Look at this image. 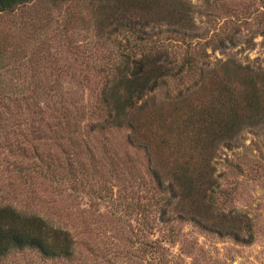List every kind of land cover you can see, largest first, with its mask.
<instances>
[{"label":"trees","instance_id":"trees-1","mask_svg":"<svg viewBox=\"0 0 264 264\" xmlns=\"http://www.w3.org/2000/svg\"><path fill=\"white\" fill-rule=\"evenodd\" d=\"M83 2L87 4L95 34L108 46L98 61L82 57L83 63L93 66L99 75L100 86L94 89V101L88 103L87 109L82 100L72 99L71 93L60 87L66 75L49 76L54 86L32 89L27 97L17 91L15 95L24 97L17 99L15 117L22 118L27 111L26 114L35 116L36 122V118L48 114L55 124H48L45 131L43 127L29 129L38 145H31L32 153L19 147L22 156L30 160L25 163L26 168L15 165L11 172L27 184L35 178L59 184L58 173L65 172L71 196L83 202V188L88 183L85 159L115 152L110 134L126 130V147L135 163L144 158L146 178H139L138 191L131 190L129 204L125 197L120 200L136 216L142 238L139 251L147 255L149 262L179 264L180 256L172 248L182 224H192L242 246L255 244L256 217L249 210L233 205L232 193L220 182L222 176H216V156L222 144L230 147L246 129L264 130V72L257 73L232 60L223 63L219 69L239 67V79L233 80V74L228 80H220L217 92L211 94L214 99L198 100L185 107V112L177 111L184 114V124L190 129L184 137L172 135L169 131L174 130V123L169 117L173 115H159L155 109L150 110L154 93L166 89L170 103L177 104L202 89L207 73L217 69L209 70L208 47L212 42H196L192 34L195 20L191 1ZM73 3L75 0H0V17L37 4L51 8ZM218 45L225 46L222 40ZM178 50L183 51V56L178 55ZM69 76L73 80L82 77L81 86L90 81L86 74ZM39 94L48 99L46 112L34 100ZM4 99L11 103V97ZM4 110L6 117H12L9 105ZM84 120L88 121L85 127L89 130L81 139ZM20 121L26 122L24 117ZM49 135L56 149L54 154L46 150L44 143ZM91 139L94 143H90ZM207 142L211 147L205 153L199 152V147ZM248 151L259 153L254 163L264 169V138L260 136L253 141ZM157 154L165 164L163 167L155 160ZM199 162L204 165L201 169L196 166ZM89 201L92 205L98 202ZM80 247L78 235L69 227L14 203L0 202V258L15 252L36 251L48 259L74 261L81 254ZM88 251L94 254L89 248Z\"/></svg>","mask_w":264,"mask_h":264},{"label":"rangeland","instance_id":"rangeland-1","mask_svg":"<svg viewBox=\"0 0 264 264\" xmlns=\"http://www.w3.org/2000/svg\"><path fill=\"white\" fill-rule=\"evenodd\" d=\"M189 1L193 6L195 41L212 42L208 47L209 70L219 69L223 63L232 60L257 73L264 72V0ZM86 7L83 0H75L63 7L37 4L0 17V202L14 203L22 209L41 213L50 221L72 229L81 242V254L74 261L48 259L36 251H23L0 258V264H155L139 251L142 238L136 216L124 207L131 201V190L138 191L139 178H146L144 158L135 163V157L126 147V130H118L110 134L112 138L108 137L115 152L105 156L98 153L94 159L88 156L85 159L88 183L85 190L83 188V202L71 196L65 172L58 173L59 184L40 178L27 184L11 172L15 165L23 167L30 160L25 159L18 148H26L32 153L31 145H38L29 135V129L43 127L45 131L48 124H55L48 114L41 116L44 122L40 116L33 122L35 116L26 114L27 111L22 116L26 122L22 123L20 116L15 117L17 99L30 96L28 91L32 89L54 86L53 79L48 80L51 75H66L60 87L71 93L72 99L82 100L87 109L88 103L94 101V89L100 86L99 75L95 74L93 66L83 63L82 57L98 61L105 54L104 47L108 46L103 45L95 34ZM220 40L224 47L217 46ZM178 51V55L183 56V51ZM217 69L207 73L202 89L177 104L170 103L166 89L150 96V110L155 109L159 115H173V119L169 117L174 123L170 134L184 137L190 129L184 124V114L177 111L185 112V107L198 100L214 99L211 94L217 92L220 80H228L233 74V80L239 79L237 66L229 70ZM71 74L89 75L90 81L81 86L79 82L83 78L73 80L68 78ZM19 90L24 96L15 95ZM44 94L35 95L34 100L46 112L49 103ZM4 96L11 97V103ZM8 105L12 117L4 114ZM87 124L84 120L81 139L88 134ZM260 136L264 138V130L246 129L230 147L222 144L216 156V176H222L220 182L232 193L233 205L240 210H249L256 217L257 241L251 246H242L192 224H182L172 248L173 253L180 256L179 264H264V169L254 163L259 153L248 151ZM89 141L94 143L92 139ZM44 143L46 150L54 154L56 149L50 135ZM210 147L207 142L198 151L205 153ZM155 160L158 166L165 165L159 154ZM196 166L201 169L204 165L199 162ZM120 197H125L127 204H123ZM89 200L98 201V204L92 205Z\"/></svg>","mask_w":264,"mask_h":264}]
</instances>
